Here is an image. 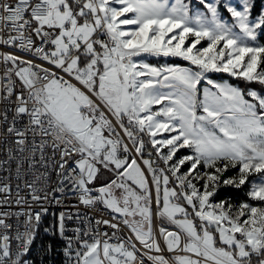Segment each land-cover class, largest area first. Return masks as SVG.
<instances>
[{"label": "snow or ice", "instance_id": "obj_1", "mask_svg": "<svg viewBox=\"0 0 264 264\" xmlns=\"http://www.w3.org/2000/svg\"><path fill=\"white\" fill-rule=\"evenodd\" d=\"M196 3L204 11L192 0H0V45L28 54L0 52V171L18 181L14 201L0 183V204L31 207L22 183L34 203L72 193L116 214L77 211L87 226L69 237L73 215L61 212L64 264H264V0L255 16L256 0ZM246 184L255 204L213 202ZM46 212H0V264H30ZM21 215L12 236L7 220Z\"/></svg>", "mask_w": 264, "mask_h": 264}, {"label": "built area", "instance_id": "obj_2", "mask_svg": "<svg viewBox=\"0 0 264 264\" xmlns=\"http://www.w3.org/2000/svg\"><path fill=\"white\" fill-rule=\"evenodd\" d=\"M38 2V0H33V3ZM0 52H13L16 54L28 56L27 53H21L18 49L12 48L5 45H0ZM4 65L0 63V75L3 74ZM6 83V81H4ZM6 177H8V173L4 171H0V183L8 182L12 186V193L10 196L11 200H15L16 198V188L15 185L18 181L15 178L14 171L11 175L10 180L6 181ZM20 194L25 196L28 200V205H16L12 203L11 205L8 204H0V212H31L35 214L36 212H40L42 206L47 208V212L42 214L41 221L35 228V235H40V242H33L30 248H38V256L36 260H28V255L25 257L30 264H64L65 257L63 255V248L66 246V241L60 237L58 233V223H59V214L61 212L70 213L73 215L72 220L66 221V236H73L74 229L77 227L85 228L87 226V221L85 223H81L80 219L75 218V214L79 211L81 219L84 217L94 218V219H111L112 215L108 210H103V206L100 209L92 210L86 209L83 205H80L77 200V196L72 193H67L66 195L56 193V197L62 201V203L57 204L55 201L52 203H44L43 205L39 203H34L31 201L30 196H28V190L23 188L21 183V191ZM0 199H3V194H0ZM231 200V199H230ZM119 219V217H117ZM27 220L26 215H21L19 217L12 216L10 219L7 220L8 223L13 225V229L9 230L10 235L14 236L15 231L14 229L18 226L21 232L24 231L25 221ZM171 227V226H166ZM48 229V231H45ZM109 231L111 233L112 230L106 229L105 227H101V231ZM2 231V230H0ZM43 233H47L48 237H44ZM123 234V233H121ZM17 242L15 240L12 241V247L16 249ZM51 246V248L49 247ZM23 244L19 245V250L23 251ZM166 255H168L166 253Z\"/></svg>", "mask_w": 264, "mask_h": 264}, {"label": "rangeland", "instance_id": "obj_3", "mask_svg": "<svg viewBox=\"0 0 264 264\" xmlns=\"http://www.w3.org/2000/svg\"><path fill=\"white\" fill-rule=\"evenodd\" d=\"M233 2H235V0H233ZM192 4L195 5L197 8H199L201 11H204L203 7L201 5H198L196 3V0H192ZM220 12H221V18L223 20H225L227 23H233V20L231 19L230 17V14L228 13V15H226L224 13V11H222V8L220 9ZM125 28H130L132 26H123ZM238 31V29H235ZM191 39V38H190ZM258 43H261L258 39ZM201 46H204L206 47L207 46V42L206 41H201V45H197V47H201ZM136 59H143L144 62L152 65V66H155V67H162V66H167V65H172V66H180V67H192L194 70H195V66H192L190 65V63L188 61H184L182 60L181 58H175V57H153V56H147V55H144L142 57H139V58H136ZM210 78H212L213 80H216L218 82H224V81H227L229 83L232 84L231 82V79L232 78H236V77H232L230 76L228 73H208L207 74ZM159 106H154V110L155 108H158ZM186 154H189L188 153V150L187 149H182L180 150V152L177 153V156L180 157V156H183V155H186ZM187 170V166H185L184 168H182V171H186ZM203 170V169H201ZM238 171V168L237 169H231L229 172H227L225 174V176H232V175H235L236 172ZM106 176L107 174H105V177H103L104 179H106ZM250 179H256V177H250ZM247 186L248 188V191L250 190V185H245ZM243 187V186H242ZM221 188H233L231 186H228V187H221ZM220 188V189H221ZM219 189V190H220ZM236 189V188H235ZM219 192V191H218ZM248 193V192H247ZM247 195V194H246ZM249 198V197H248ZM250 200V198H249ZM214 202V201H213ZM233 206H238L239 204H234V202H230ZM248 203H253L255 204L256 202H253V201H249ZM165 226H169V225H165ZM36 237V236H35ZM34 237V239H35ZM34 242V240H33Z\"/></svg>", "mask_w": 264, "mask_h": 264}, {"label": "trees", "instance_id": "obj_4", "mask_svg": "<svg viewBox=\"0 0 264 264\" xmlns=\"http://www.w3.org/2000/svg\"><path fill=\"white\" fill-rule=\"evenodd\" d=\"M260 2H261V0H256V10L254 11L253 16H255L256 13L259 11ZM222 11H224V13L226 15H228L226 10H224L223 8H222ZM259 41L261 42V44H264V36H261L259 38ZM231 82L233 85L238 86V87L243 88V89H247L248 87L259 89V85H257V84L248 85L243 80H241L239 78H232ZM105 181H106V179H104L102 177L101 180L98 182L97 186H99L100 184H103ZM247 192H248L247 186H243L241 189L221 188L219 190V192L217 193V195L215 196L214 202H217L220 200H226L228 202H234V204H239L241 202H249L250 200H249L248 196L246 195ZM43 236L48 237L47 233L46 234L43 233ZM34 242H40V235H36ZM29 256L33 257L34 260H36V258L38 256V248H30Z\"/></svg>", "mask_w": 264, "mask_h": 264}, {"label": "bare ground", "instance_id": "obj_5", "mask_svg": "<svg viewBox=\"0 0 264 264\" xmlns=\"http://www.w3.org/2000/svg\"><path fill=\"white\" fill-rule=\"evenodd\" d=\"M36 236V235H35ZM31 255V254H30ZM28 260H34V258L33 257H30L29 256V253H28Z\"/></svg>", "mask_w": 264, "mask_h": 264}]
</instances>
